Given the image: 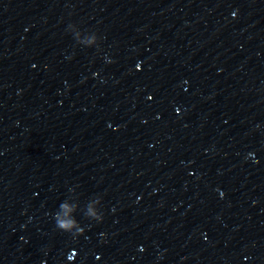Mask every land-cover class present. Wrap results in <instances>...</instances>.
Segmentation results:
<instances>
[{
  "label": "water",
  "instance_id": "obj_1",
  "mask_svg": "<svg viewBox=\"0 0 264 264\" xmlns=\"http://www.w3.org/2000/svg\"><path fill=\"white\" fill-rule=\"evenodd\" d=\"M264 234V0H0V264H245Z\"/></svg>",
  "mask_w": 264,
  "mask_h": 264
}]
</instances>
